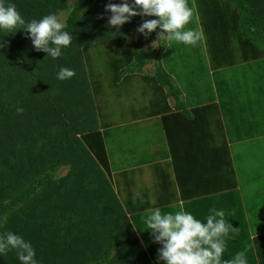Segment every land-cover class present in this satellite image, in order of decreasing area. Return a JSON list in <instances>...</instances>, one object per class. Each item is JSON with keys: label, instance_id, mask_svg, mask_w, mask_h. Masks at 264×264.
<instances>
[{"label": "trees", "instance_id": "1", "mask_svg": "<svg viewBox=\"0 0 264 264\" xmlns=\"http://www.w3.org/2000/svg\"><path fill=\"white\" fill-rule=\"evenodd\" d=\"M195 1L199 11L203 4L201 27L215 33L213 38L205 34L215 43L207 53L226 60L215 66L227 70L217 67L215 72L231 75L232 81L251 82L250 87L256 84L264 76V0ZM109 2L123 0H5L26 23L64 14L63 30L73 36L71 46L53 59L35 50L25 30H0V43L6 44L0 48V236L12 232L31 242L37 264H162L157 260L161 246L144 222L148 212L127 217L111 185L112 138L98 126L86 72V64L93 67L91 48L122 41L128 55L101 58L94 80L113 84L126 73L141 71L150 56L142 52L140 42L152 41L160 29L146 39L137 28L157 17L135 16L113 37L117 29L108 26L111 13L105 12ZM188 4L192 7L189 0ZM213 13L218 14V24ZM188 27L196 29L195 15ZM229 28L232 34L227 35ZM62 67L76 75L58 80ZM152 77L167 85L173 96L180 94L158 60ZM62 168L65 175L56 177ZM224 213L238 231L225 238L223 259L245 251L248 264H264V251L255 252L256 236L251 238L245 207L229 206ZM259 237L264 239V234ZM0 264L21 262L12 250L0 255Z\"/></svg>", "mask_w": 264, "mask_h": 264}, {"label": "crops", "instance_id": "2", "mask_svg": "<svg viewBox=\"0 0 264 264\" xmlns=\"http://www.w3.org/2000/svg\"><path fill=\"white\" fill-rule=\"evenodd\" d=\"M195 28L203 37L196 46L158 39V35L150 42L141 41V50L149 54L150 61L117 83L95 81V68L85 63L98 126L112 138L111 185L127 217L155 208L174 213L182 206L204 221L212 209L244 206L251 238L256 236L252 239L255 252L262 254L264 76L250 87L244 79L232 81L231 75H219L215 65L225 58L207 53L215 43L209 37L206 40L205 27ZM175 43L180 48L171 49ZM104 47L107 54L101 58L128 55L124 41ZM157 60L179 95L173 96L167 85L152 77ZM65 173L62 168L56 177ZM137 192L140 196L134 199Z\"/></svg>", "mask_w": 264, "mask_h": 264}, {"label": "clouds", "instance_id": "3", "mask_svg": "<svg viewBox=\"0 0 264 264\" xmlns=\"http://www.w3.org/2000/svg\"><path fill=\"white\" fill-rule=\"evenodd\" d=\"M105 12H110L108 26L116 28L112 35L119 34V29L131 21L132 17H157L147 19L137 28L147 39L158 28V39L196 46L202 40V33L187 26L192 23L195 10L190 7L188 0H123L116 4L109 2ZM103 18V17H100ZM65 24L56 14H49L40 20L25 21L14 4H5L0 0V30L15 33L23 29L32 40L36 51L47 53L53 59L61 56V50L71 46L73 36L64 31ZM6 44L0 43V48ZM76 75L73 69L62 67L57 73V79L64 81ZM22 114L23 108H17ZM140 193L134 194V199ZM204 221L197 219L192 213L179 210L162 213L159 208L150 209L145 218L147 230L150 231L158 249V262L162 264H248L246 252L240 251L234 257L224 260L226 239L230 232L235 233L238 228L224 219L225 213L216 209L211 210ZM15 250L21 264H37L36 252L31 242L20 235L7 232L0 236V255H7Z\"/></svg>", "mask_w": 264, "mask_h": 264}, {"label": "rangeland", "instance_id": "4", "mask_svg": "<svg viewBox=\"0 0 264 264\" xmlns=\"http://www.w3.org/2000/svg\"><path fill=\"white\" fill-rule=\"evenodd\" d=\"M191 4H192V7L194 8V10H195V26L196 27H198V28H200L201 26H205V24L203 25V24H201L200 25V17H201V8H202V6H200V11H199V9H198V7L197 6H199V5H197L196 6V3L194 2V0H191ZM64 18H65V15L64 14H61V16H60V19H61V21L63 22L64 21ZM205 21H206V19H204ZM217 23H218V21H219V19L218 18H216V20H215ZM230 22V21H229ZM230 26H232V24L230 23ZM228 34H232V32H231V28H229L228 29V31H227V35ZM204 41H205V39H203V44H204ZM170 47H171V49H174V48H180L179 46H177V44L175 43V46L174 45H170ZM100 50H103V48L102 47H93V48H91V53L92 54H96L93 58H92V63H93V67H95V70H94V78H95V73L97 74V70H96V66H97V62H101L102 60H101V55H106L107 53H104L105 52V49L100 53ZM204 50H206V47H205V45H204ZM97 56H100V57H97ZM103 83H104V81H103ZM251 83V82H250ZM255 159V158H254Z\"/></svg>", "mask_w": 264, "mask_h": 264}]
</instances>
